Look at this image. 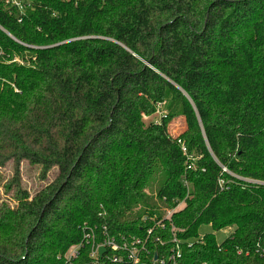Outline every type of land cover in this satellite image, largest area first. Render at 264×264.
Wrapping results in <instances>:
<instances>
[{
	"label": "trees",
	"instance_id": "1",
	"mask_svg": "<svg viewBox=\"0 0 264 264\" xmlns=\"http://www.w3.org/2000/svg\"><path fill=\"white\" fill-rule=\"evenodd\" d=\"M24 1L21 20L0 11L21 42L0 29V168L18 201L0 204V264H94L88 243L66 261L86 226L154 228L178 264H264V0ZM23 164L46 182L32 198ZM150 246L148 263L175 244Z\"/></svg>",
	"mask_w": 264,
	"mask_h": 264
},
{
	"label": "built area",
	"instance_id": "2",
	"mask_svg": "<svg viewBox=\"0 0 264 264\" xmlns=\"http://www.w3.org/2000/svg\"><path fill=\"white\" fill-rule=\"evenodd\" d=\"M7 4L15 12V16L18 20L23 18L25 14L24 0H0V11L1 5ZM0 29L4 31L10 38L21 43L11 33H9L0 24ZM0 55H3V51L0 50ZM17 60L15 57L13 61ZM103 236L99 238L96 233V229L93 227L84 228L83 242L80 245L72 246L67 252V262H72L79 254V250L84 243L90 245L89 256L93 259L94 264H103L100 259L105 258L114 264H178V259L181 256L180 244L176 238L169 241L165 236L155 234L153 229L150 228L144 231L140 236L133 237L132 239H121L117 240L115 237L108 235L107 227L102 228ZM169 243L175 244L165 255L159 257L157 254L154 255L152 260L148 263L145 260L146 255H150L152 252L150 244H157L162 247H166ZM83 247V246H82ZM104 248L105 251L100 253V249Z\"/></svg>",
	"mask_w": 264,
	"mask_h": 264
},
{
	"label": "rangeland",
	"instance_id": "3",
	"mask_svg": "<svg viewBox=\"0 0 264 264\" xmlns=\"http://www.w3.org/2000/svg\"><path fill=\"white\" fill-rule=\"evenodd\" d=\"M20 63V61H18ZM146 119V118H145ZM148 119V118H147ZM185 128V121L183 117L174 118L170 125L169 131L172 135H177L183 131ZM39 168L37 166H29L27 164L21 165V178L23 188H26L30 194V198L33 197L35 192L43 187L46 182L39 176ZM13 175V170L11 166L0 168V204L2 202L15 207L18 204V201L15 197L14 189H7V185L10 183ZM148 190V189H147ZM170 211L167 210L166 214H169ZM212 232L210 226H203L200 229V235ZM230 233V229L218 231L216 236L219 241H223Z\"/></svg>",
	"mask_w": 264,
	"mask_h": 264
},
{
	"label": "water",
	"instance_id": "4",
	"mask_svg": "<svg viewBox=\"0 0 264 264\" xmlns=\"http://www.w3.org/2000/svg\"><path fill=\"white\" fill-rule=\"evenodd\" d=\"M104 251H105L104 248H101V249H100V253H103Z\"/></svg>",
	"mask_w": 264,
	"mask_h": 264
}]
</instances>
